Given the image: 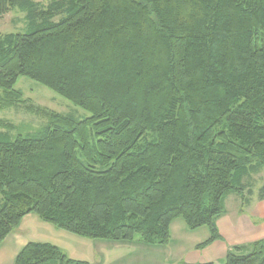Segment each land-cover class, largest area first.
I'll return each mask as SVG.
<instances>
[{
    "label": "trees",
    "instance_id": "1",
    "mask_svg": "<svg viewBox=\"0 0 264 264\" xmlns=\"http://www.w3.org/2000/svg\"><path fill=\"white\" fill-rule=\"evenodd\" d=\"M25 30L0 32V242L28 213L87 238L167 244L182 218L222 239L225 198L264 167V0H0ZM20 76L87 111L39 106ZM258 198H264V184ZM219 264H264V237ZM12 264H89L27 242ZM182 264H216L213 261Z\"/></svg>",
    "mask_w": 264,
    "mask_h": 264
},
{
    "label": "rangeland",
    "instance_id": "2",
    "mask_svg": "<svg viewBox=\"0 0 264 264\" xmlns=\"http://www.w3.org/2000/svg\"><path fill=\"white\" fill-rule=\"evenodd\" d=\"M40 4H47L49 0H37ZM25 11L19 7H16L3 16L0 17V32H17L25 30ZM15 88L20 89L22 96L29 98L33 103L39 106H46L52 110H56L62 113H70L75 117L84 118L88 117V112L85 111L80 106L72 104L68 99L58 95L56 92L50 90L43 84H39L36 81L29 79L25 76H20L15 82ZM0 119L5 121H10L14 125V129L11 131L12 136L18 133H24L31 131L43 124L44 119L34 115L29 114L23 107H9L7 109H0ZM252 177V193L248 197L249 201L243 206V214L239 215V207L242 205V199L240 195L235 193H230L227 195L225 200L226 214L221 217L219 222L221 223V228L223 229L224 239L223 242L229 243L230 240L235 238L244 239V243H247L252 234H255L264 227V198L259 199L258 193L262 184H264V167L257 173H250ZM233 220L235 223V228L226 231L224 225L226 220ZM175 226L170 231V241L167 244L162 245H150L148 247L149 251L143 254L141 251L135 248L121 249L120 252H125V256L133 258L135 261H139L143 264H148V262H142L141 257L147 258L149 260H163L165 263H175V254L183 248L184 251L181 254L183 261L188 262H207L213 261L216 264L225 261V254L219 249L218 242L215 246L210 244L207 247L197 248L193 247L197 243L206 240L209 236V229L207 226L197 227L194 230L189 229L182 218H176ZM180 225V226H179ZM179 226V227H178ZM64 231V230H63ZM252 231V232H251ZM75 236V238H84L87 240H93L92 244L102 245L104 241L102 239L87 238L84 236H78L73 233H69ZM258 237H252L256 239H262L264 235H256ZM138 239V236H135ZM251 238V239H252ZM129 254V255H128ZM114 256L108 254V258L113 259ZM127 259V258H126ZM159 259V260H158ZM104 260V259H103ZM113 261V260H111ZM180 262V264L183 263ZM123 263L122 261L120 264ZM115 264V263H113Z\"/></svg>",
    "mask_w": 264,
    "mask_h": 264
},
{
    "label": "crops",
    "instance_id": "3",
    "mask_svg": "<svg viewBox=\"0 0 264 264\" xmlns=\"http://www.w3.org/2000/svg\"><path fill=\"white\" fill-rule=\"evenodd\" d=\"M242 214L243 212L239 213V215ZM224 215L218 217L216 220L218 230L220 235L222 236V239H218L212 242L210 245L215 246L216 244H218V242L222 243L217 245L219 246L217 249L222 251L223 254H226V251L228 250L229 246L244 243V241H242L244 239L239 240L235 238L233 240H230L229 243L223 242V239L225 237L219 220ZM175 221L176 219H174L170 224L171 225L170 231L175 226L174 225ZM225 223L226 224L224 225V228L226 231L235 228V223L233 222V220H229L228 218ZM256 235H264V227L258 230L257 233L252 234V236L249 239H247V241L252 242V240H256V238H252V237H258ZM37 241L51 242L55 244L59 249H61L64 253H66L69 258L86 260L89 264H113V263L120 264L121 261L123 262L121 264H143L139 261H135L133 258L129 256L126 257L125 256L126 253L124 251L120 252V250L130 249L133 247L141 251L143 254H145L147 251H149L148 248H150L148 247L149 245L144 244L142 241L136 238L127 241L106 240L108 242H105L102 245H94L92 244L93 242H91L93 240H87L84 238L81 239L78 237L76 239L75 236L69 234V232L65 230L63 231L60 228L57 229L51 223L49 222L47 223L44 220L40 219V217L37 214L35 215L34 213H28L21 219L20 223L14 227L11 233L6 238H4L2 242H0V264H12L15 259L16 253L23 246H25L27 242H37ZM192 246L194 247L193 244ZM183 251L184 249L181 248L175 254L174 264H180V262L183 261V259H180ZM108 254L114 256L113 259L108 258ZM141 260H144L142 262H148V264H171L169 262L165 263V261L163 262V260H159V259H158L159 261H157V260H149L147 258L141 257ZM183 262H188V261H183ZM189 263H194V262H189Z\"/></svg>",
    "mask_w": 264,
    "mask_h": 264
}]
</instances>
